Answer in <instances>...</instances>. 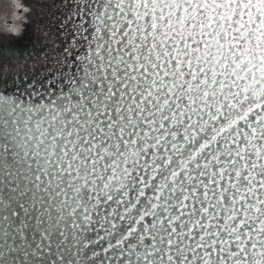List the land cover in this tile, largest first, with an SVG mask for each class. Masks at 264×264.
<instances>
[{
    "label": "snow or ice",
    "instance_id": "obj_1",
    "mask_svg": "<svg viewBox=\"0 0 264 264\" xmlns=\"http://www.w3.org/2000/svg\"><path fill=\"white\" fill-rule=\"evenodd\" d=\"M21 7L0 264H264V0Z\"/></svg>",
    "mask_w": 264,
    "mask_h": 264
},
{
    "label": "rangeland",
    "instance_id": "obj_2",
    "mask_svg": "<svg viewBox=\"0 0 264 264\" xmlns=\"http://www.w3.org/2000/svg\"><path fill=\"white\" fill-rule=\"evenodd\" d=\"M21 6H25L21 1L0 0V36L12 35L13 32L24 26V18L27 13Z\"/></svg>",
    "mask_w": 264,
    "mask_h": 264
},
{
    "label": "water",
    "instance_id": "obj_3",
    "mask_svg": "<svg viewBox=\"0 0 264 264\" xmlns=\"http://www.w3.org/2000/svg\"><path fill=\"white\" fill-rule=\"evenodd\" d=\"M21 1L25 6L33 3V0H18ZM2 36H11V35H2Z\"/></svg>",
    "mask_w": 264,
    "mask_h": 264
},
{
    "label": "bare ground",
    "instance_id": "obj_4",
    "mask_svg": "<svg viewBox=\"0 0 264 264\" xmlns=\"http://www.w3.org/2000/svg\"><path fill=\"white\" fill-rule=\"evenodd\" d=\"M18 1V0H17Z\"/></svg>",
    "mask_w": 264,
    "mask_h": 264
}]
</instances>
